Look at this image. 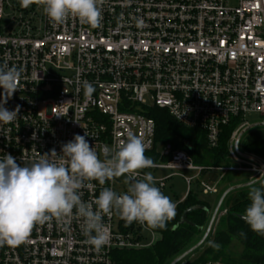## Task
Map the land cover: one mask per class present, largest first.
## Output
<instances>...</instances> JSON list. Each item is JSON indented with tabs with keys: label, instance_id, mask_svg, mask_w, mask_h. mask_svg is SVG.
Returning a JSON list of instances; mask_svg holds the SVG:
<instances>
[{
	"label": "built area",
	"instance_id": "1",
	"mask_svg": "<svg viewBox=\"0 0 264 264\" xmlns=\"http://www.w3.org/2000/svg\"><path fill=\"white\" fill-rule=\"evenodd\" d=\"M3 64L23 69L20 89L4 105L10 111L19 105L18 116L0 123V158L11 154L20 166L52 149L61 154L62 144L85 132L101 159L103 148L115 149L128 131L143 137L150 152L155 123L145 112L151 107L203 131L211 147L220 127L237 118L228 155L248 160L235 151L234 141L249 125V113L264 118V0H105L96 28L75 18L53 25L36 3L0 0ZM85 81L94 87L90 96ZM159 155L166 159L141 170V178L147 170L190 171L191 176L180 173L186 193L196 182L202 193L217 194L228 169L197 165L169 144ZM204 172L219 178L206 182ZM171 175L155 177L156 186L162 190ZM119 178L105 185L88 182L82 199L95 200L103 187L126 193L115 188ZM103 222L109 242L99 252L85 243L83 220L73 215L36 225L17 246L0 247V264H116L113 250L147 247L157 238L137 222L133 231H119L115 214ZM141 229L150 232L151 243L140 242Z\"/></svg>",
	"mask_w": 264,
	"mask_h": 264
},
{
	"label": "clouds",
	"instance_id": "2",
	"mask_svg": "<svg viewBox=\"0 0 264 264\" xmlns=\"http://www.w3.org/2000/svg\"><path fill=\"white\" fill-rule=\"evenodd\" d=\"M24 7L32 3L42 6L53 25H61L70 18L93 28L102 21L105 0H20ZM23 69L0 65V123L13 122L20 111L8 110L4 105L18 90ZM86 96L94 92L87 81L83 83ZM85 135L76 134L62 144L61 154L55 149L20 166L11 154L0 158V247L17 246L30 236L36 225L54 219L59 223L75 215L83 220L85 243L99 252L109 242L104 216L117 215L126 225L137 222L149 229H166L176 216L177 205L156 186L155 177L141 170L156 167L145 155L147 145L143 137L128 131L127 138L115 149L105 146L103 159ZM237 144L235 148H238ZM24 159V158H23ZM259 177L248 185L250 205L243 219L249 228L264 235V167ZM125 177L126 193L117 194L111 187H103L98 198L85 202L82 189L90 181L105 185L106 181ZM95 205V209L93 207ZM209 246L219 249L214 241Z\"/></svg>",
	"mask_w": 264,
	"mask_h": 264
},
{
	"label": "trees",
	"instance_id": "3",
	"mask_svg": "<svg viewBox=\"0 0 264 264\" xmlns=\"http://www.w3.org/2000/svg\"><path fill=\"white\" fill-rule=\"evenodd\" d=\"M145 114L155 123L154 148L145 154L154 161L166 159L159 155L157 148L169 144L173 150L185 151L197 165L224 167L229 164V140L238 124L237 118L230 119L226 125L220 127L217 144L211 147L203 131L184 127L174 120L166 109L151 107ZM244 150L264 160V136L245 143ZM223 180L237 185L236 181L230 178ZM244 180L247 182L248 178ZM194 187L198 191L196 182H194ZM195 189L191 187L184 198L177 201L176 216L167 223L166 229H151L157 234L156 240L151 245L115 249L112 251L113 261L116 264H168L172 258L188 247L196 237L203 233L210 212L208 202L198 198ZM248 192L249 187L247 186L233 190L225 196L222 202L225 212L219 218L214 230H210L203 243L182 260L199 254L189 264H204L210 260H220L226 264H264V235L252 231L246 222L236 216L237 214L244 215L246 208L250 205ZM217 194L220 196V191ZM191 206H200V208L188 212L186 221L182 222L181 214ZM116 219L119 231L127 233L136 227V222L126 225L125 221L117 215ZM231 238L236 239L241 245V252L234 258H229L225 251ZM210 241L219 244V249L210 247Z\"/></svg>",
	"mask_w": 264,
	"mask_h": 264
},
{
	"label": "rangeland",
	"instance_id": "4",
	"mask_svg": "<svg viewBox=\"0 0 264 264\" xmlns=\"http://www.w3.org/2000/svg\"><path fill=\"white\" fill-rule=\"evenodd\" d=\"M246 119L248 120L249 125L264 122V118L259 116L256 113H249ZM242 129H240L237 132L236 136ZM263 136H264V126H255V127L248 129L247 131L243 133L238 143L239 144L238 152L244 154L245 157L248 158V160L236 161L229 157V164L225 166V167H228V169L222 170V172H224V175L218 186L220 195L223 193L225 189H227L230 186L235 185V184H229L225 182L223 179L230 178L231 180H234V182L236 181V184H240V183L245 182L244 180L245 178H248V181H250L259 175L258 169L261 168V164H264V160L259 157L257 158L254 155L246 153L244 150V144L250 141H253L257 138H261ZM159 150H160V147L158 146L157 148L158 153H159ZM145 154H148V152H145ZM238 168H241V169H238ZM246 168H250V169H246ZM206 171H209V170H206ZM147 172H151L154 177H161V176L172 174L171 177L165 181V187L161 191L165 195L169 196L175 204L177 203L178 200L183 198L186 193V184L184 183L183 179L180 177V173H183L185 176H191L193 174L190 171L179 172V171H173V170H168V169L147 170ZM218 178H219V174L217 172L204 173V175H202L201 177V179L209 183L217 181ZM119 180L120 181L117 183L115 187L117 191L127 190L128 185L124 182L125 178L120 177ZM191 187L193 190L196 188L194 187V183ZM195 191L198 195V198L207 201L210 206L208 220L204 226V231H205L208 225L209 219L211 217L212 211L214 210L220 196L219 194H204L201 191H199V189L198 191L195 189ZM223 208H224V203H222L220 210L217 212L215 216V219L211 226V231L214 230L216 223L218 222L219 218L223 215L224 213ZM203 233H201L198 237H196L194 241L188 247L192 246V244H195L201 238ZM141 235L142 236H141L140 242L142 244H148L152 242L153 237L149 231L141 229ZM188 247L183 249L179 254H177L174 258H172L168 264H170L171 261H173L180 254H182ZM225 251L229 258H232V257L234 258L241 252V245L237 242L236 239L231 238L230 243L227 246ZM198 255L199 254L190 256L189 258L184 259L178 262L177 264H189L190 261Z\"/></svg>",
	"mask_w": 264,
	"mask_h": 264
},
{
	"label": "water",
	"instance_id": "5",
	"mask_svg": "<svg viewBox=\"0 0 264 264\" xmlns=\"http://www.w3.org/2000/svg\"><path fill=\"white\" fill-rule=\"evenodd\" d=\"M255 126H264V122H261V123H255V124H251V125H248L246 126L245 128H243L239 133L238 135L236 136L235 138V141H234V149L235 151L238 153V154H241L238 152V148H235V146L239 143V140L241 138V136L243 135V133L245 131H247L248 129L252 128V127H255ZM259 177V176H257ZM251 181V180H250ZM250 181H247V182H244V183H240V184H237V185H233V186H230L228 187L227 189H225L223 191V193L220 195L218 201H217V204L214 208V210L212 211V214H211V217L209 219V222H208V225L202 235V237L195 243L193 244L191 247H189L188 249H186L182 254H180L178 257H176L173 261H171L170 264H177L178 262H180L186 255H188L189 253H191L193 250H195L197 247H199L203 241L205 240V238L207 237L208 233L210 232L211 230V226L213 224V221L215 219V216L219 210V208L221 207L222 205V202L225 198V196L230 193L231 191L233 190H236L238 188H243V187H247L250 183ZM197 208H200V206H191V207H188L187 209H185L183 211V213L181 214V221L184 222L186 221V214L194 209H197ZM240 220L244 221L245 220L243 219V215H236Z\"/></svg>",
	"mask_w": 264,
	"mask_h": 264
},
{
	"label": "crops",
	"instance_id": "6",
	"mask_svg": "<svg viewBox=\"0 0 264 264\" xmlns=\"http://www.w3.org/2000/svg\"><path fill=\"white\" fill-rule=\"evenodd\" d=\"M204 175V174H203ZM184 198V197H183ZM183 198H181V199H183Z\"/></svg>",
	"mask_w": 264,
	"mask_h": 264
}]
</instances>
